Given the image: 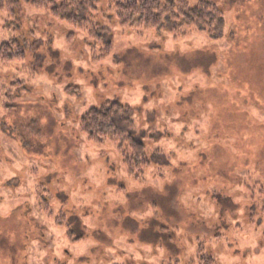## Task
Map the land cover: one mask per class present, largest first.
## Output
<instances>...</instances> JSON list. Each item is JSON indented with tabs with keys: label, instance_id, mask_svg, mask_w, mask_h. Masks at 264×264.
I'll return each instance as SVG.
<instances>
[{
	"label": "rangeland",
	"instance_id": "374dc122",
	"mask_svg": "<svg viewBox=\"0 0 264 264\" xmlns=\"http://www.w3.org/2000/svg\"><path fill=\"white\" fill-rule=\"evenodd\" d=\"M111 1L90 18L108 55L48 11L0 12V46L26 52L0 62V264H264V0H207L219 40L122 28ZM113 101L135 110L138 180L80 130Z\"/></svg>",
	"mask_w": 264,
	"mask_h": 264
},
{
	"label": "trees",
	"instance_id": "16d2710c",
	"mask_svg": "<svg viewBox=\"0 0 264 264\" xmlns=\"http://www.w3.org/2000/svg\"><path fill=\"white\" fill-rule=\"evenodd\" d=\"M23 3L48 11L69 26L86 31L93 42L105 45L107 55L112 51L111 30L92 24L90 20L99 11L102 0H0V12L15 15L16 9ZM110 10L120 26L129 29L159 31L168 28L177 31L190 27L219 40L226 26L224 13L207 0H112ZM24 60L26 52L18 40L0 46V62L4 66ZM80 130L95 144L118 142L131 178L138 180L150 169L146 146L137 137L135 110L130 106L113 101L100 108H92L81 118Z\"/></svg>",
	"mask_w": 264,
	"mask_h": 264
}]
</instances>
